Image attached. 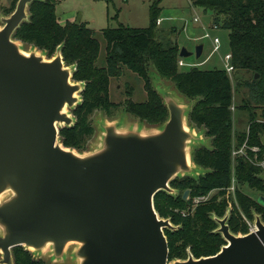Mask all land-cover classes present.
I'll return each mask as SVG.
<instances>
[{
	"label": "water",
	"instance_id": "water-1",
	"mask_svg": "<svg viewBox=\"0 0 264 264\" xmlns=\"http://www.w3.org/2000/svg\"><path fill=\"white\" fill-rule=\"evenodd\" d=\"M33 1L18 0L0 18V264H13L16 247L49 249L59 260L68 245L76 264H264L260 217L253 231L237 236L228 215L214 219L226 242L216 255L168 261L164 230L175 227L158 216L153 198L174 195L169 182L194 174L189 145L197 142L186 107L169 94L158 92L168 115L154 131L102 124L99 147L86 154L59 143V130L74 125L68 111L84 84L72 81L75 67L64 64L59 48L48 59L14 40ZM201 54L197 46L195 58ZM191 55L179 51L180 58Z\"/></svg>",
	"mask_w": 264,
	"mask_h": 264
},
{
	"label": "trees",
	"instance_id": "trees-1",
	"mask_svg": "<svg viewBox=\"0 0 264 264\" xmlns=\"http://www.w3.org/2000/svg\"><path fill=\"white\" fill-rule=\"evenodd\" d=\"M189 1L193 7L212 13V27L228 32L230 63L234 69L232 80L223 69L180 70L178 44L158 29L161 0H154L149 6L148 27L130 28L120 24L100 31L106 43L104 66L97 65L100 44L95 32L85 23H61L55 13L56 0H34L29 4V21L23 22L13 35L16 40L46 51L49 57L59 48L64 64L75 67L72 81L84 84L81 103L72 110L76 123L59 132L65 148H79L91 134L87 118L94 110L108 111L117 106L110 100L109 86L111 80L120 78L125 71L142 81L145 92L143 102L132 101L130 90L127 92V113L149 125L162 126L168 115L160 95L151 88L149 64L160 77L173 82L179 93L191 99L199 98L191 119L196 125L204 126L212 137V150L199 147L191 156L195 165L212 172L197 178L174 179L169 183L174 195L158 192L153 198L158 216L168 219L175 227L164 231L169 262L185 260L187 249L194 259L214 256L220 251L226 242L216 232L218 225L214 219L225 215L229 198L232 204L236 200L227 220L230 233L248 234L246 221L252 219V211L264 224V204L257 201L264 198V181L260 177L263 169L241 156L234 159L232 168V152L244 144L251 159L254 154L249 149L255 147L258 148L256 162L264 160L261 140L264 137V0ZM238 116L246 129L233 128ZM232 174L236 180L234 196L227 191ZM245 188L260 196L257 199L247 196ZM186 191L189 195L184 200ZM210 192L213 195L192 211V200ZM11 252L13 264H42L32 260L23 247L13 248Z\"/></svg>",
	"mask_w": 264,
	"mask_h": 264
},
{
	"label": "rangeland",
	"instance_id": "rangeland-1",
	"mask_svg": "<svg viewBox=\"0 0 264 264\" xmlns=\"http://www.w3.org/2000/svg\"><path fill=\"white\" fill-rule=\"evenodd\" d=\"M17 1L18 0H0V18L9 16L14 11ZM56 1L57 4L55 6V13L61 23H64L66 21L85 23L90 30H93L95 32V38L100 44V55L97 65L104 66V49L106 43L101 37L100 31L106 28H116L120 24L130 28L148 27L149 6L154 0ZM160 7L161 10L158 18L161 19V24L158 26V29L163 32L164 36L167 35L172 40L176 41L180 49L184 48L188 53L193 54L190 57L181 59L184 62L185 66L180 67V70L189 69L191 66L197 67L201 70H221L224 67V57L229 54L228 32L224 29H213V16L209 10H204L203 8L199 7H193L187 0H161ZM27 13L28 19L25 22L29 21L30 15L28 9ZM1 26L2 24L0 22V27ZM206 33L210 34V38L204 37V34ZM213 38H218L220 43L218 52L212 54L211 52L213 48ZM16 41L19 42L22 50L25 52L35 50L36 52L43 54L46 58L49 59L54 55L53 53L49 57L47 56L46 51L38 49L33 44L22 42L19 40ZM197 46H202V54L199 59H196L194 56V51ZM148 72L150 85L154 91H156L157 93L159 92L162 96H164L165 93L169 94L177 103H180L181 105L186 107V110L188 112L186 116V126L197 137V142L191 143L189 145L190 153H192L194 149L199 147H205L208 150H212V137L206 133V129L204 128V126L196 125L191 119V111L196 105V102L199 101V98L191 99L179 93L174 83L170 80L160 77L152 64L148 65ZM246 77L249 78V76ZM129 90L131 92L132 101L143 102L145 100L143 83L134 74L125 71L120 78L111 80L109 86L110 100L117 106L110 108L108 111H104L102 109L94 110L92 114L87 118V122L91 127V134L85 139V141L79 148L68 149L74 150L75 152L80 154H86L96 150L100 145L102 137V130L100 126L106 123H118L122 128H137L144 132L154 131L158 129V126L149 125L145 121H142L141 119L127 113L125 102L127 99L126 95ZM236 99L235 101L237 102ZM72 110L68 111V113L74 119L75 124L76 118L72 114ZM238 117L239 118L237 119L240 120V116ZM239 120H237V123L236 121L234 122L233 128H235V130L246 129L243 122L241 120L239 122ZM261 140L264 144V137H262ZM58 141L63 146L60 135H58ZM190 158L193 166L195 167L193 171L194 174L191 175V177L197 178L199 176H205L212 172L209 168H203L195 165L192 161V156H190ZM183 177L184 176H178L175 179L179 180ZM260 177L264 181V169ZM244 191L247 196L253 199H257L260 196L256 191H252L246 188L244 189ZM214 192H210L204 197L209 199ZM228 201L229 203L224 216H229L233 204L234 206H236V200L233 201V204L231 203L230 198ZM195 207L196 205L194 206L192 204L191 210L193 211ZM174 212L176 213L177 211ZM256 216L258 215L254 211H252V219H247V221L245 220L248 227V233L250 232V227L254 226ZM239 235L241 234H237V236ZM74 249V245H68L65 249L63 257L59 260H56L52 257L49 249H45L39 253H34L32 251L28 252L30 253L32 260L41 262L42 264H76V260L72 256ZM186 252L190 254L189 249H187Z\"/></svg>",
	"mask_w": 264,
	"mask_h": 264
},
{
	"label": "built area",
	"instance_id": "built-area-1",
	"mask_svg": "<svg viewBox=\"0 0 264 264\" xmlns=\"http://www.w3.org/2000/svg\"><path fill=\"white\" fill-rule=\"evenodd\" d=\"M196 20V19H195ZM159 22L157 21V24H158ZM213 29H217L216 27H213ZM204 37H209L210 38V34H208V33H206V34H204ZM212 46H213V48H212V54L213 53H215V52H218V50H219V39L218 38H213V40H212ZM182 59V58H181ZM179 60L178 61V65H179V67H184L185 66V64H184V62L182 61V60ZM230 59H231V57H230V54H227L225 57H224V60H225V64H224V67H223V70L225 71V73H226V75L228 76V78L230 79V80H232V75H233V72H234V69H233V67H232V65H231V63H230ZM191 67H194V66H191ZM231 110H233V108H231ZM248 148L246 147V145L244 144L241 148H239V149H236V150H233V152H232V160H233V167L232 168H234V165H235V158L236 157H238V156H241V157H243L244 159H246L249 163H251V164H253V165H257V166H259V167H261L262 169H264V160H262L261 162H256V154H257V152H258V148H250L249 149V151L250 152H252L253 154H254V157H253V159H251L248 155H247V153H246V150H247ZM235 178H234V175L232 174V179H231V185H230V187L227 189V191L228 192H230L233 196H234V193H235ZM208 200V198H206V197H204V196H202V197H197L196 199H194L193 200V205L195 206V205H198L199 203H202V202H205V201H207ZM233 200H235L234 198H233ZM250 231H253L254 230V226H251L250 227V229H249Z\"/></svg>",
	"mask_w": 264,
	"mask_h": 264
},
{
	"label": "crops",
	"instance_id": "crops-1",
	"mask_svg": "<svg viewBox=\"0 0 264 264\" xmlns=\"http://www.w3.org/2000/svg\"><path fill=\"white\" fill-rule=\"evenodd\" d=\"M187 1L190 3L189 0H187ZM190 4H191V3H190ZM158 22H159V23H158L157 25L159 26V25L161 24V19H159ZM219 43H220V41H219ZM205 61H206V60H205ZM205 61H204V62H205ZM204 62H203V63H204ZM222 69H223V68H222Z\"/></svg>",
	"mask_w": 264,
	"mask_h": 264
}]
</instances>
